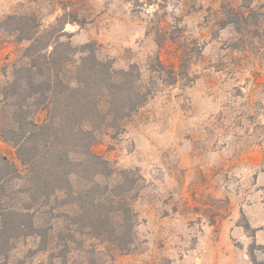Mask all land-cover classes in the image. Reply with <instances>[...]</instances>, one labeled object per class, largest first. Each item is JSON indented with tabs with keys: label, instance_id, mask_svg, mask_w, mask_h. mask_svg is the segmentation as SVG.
<instances>
[{
	"label": "rangeland",
	"instance_id": "1",
	"mask_svg": "<svg viewBox=\"0 0 264 264\" xmlns=\"http://www.w3.org/2000/svg\"><path fill=\"white\" fill-rule=\"evenodd\" d=\"M58 41L136 66L149 93L94 145L116 172L103 185L135 184L133 242L93 235L59 200L38 233L0 229V264H264V0H0L1 101L28 48ZM0 153L23 169L3 135Z\"/></svg>",
	"mask_w": 264,
	"mask_h": 264
},
{
	"label": "trees",
	"instance_id": "2",
	"mask_svg": "<svg viewBox=\"0 0 264 264\" xmlns=\"http://www.w3.org/2000/svg\"><path fill=\"white\" fill-rule=\"evenodd\" d=\"M227 13L245 15L236 8ZM231 22L224 20L221 28ZM49 46L28 48V64L0 100V135L14 144L23 166L0 153V229L38 233L35 216L62 200L72 223L87 221L93 235L107 233L126 248L133 242L135 184L119 179L103 185L102 178L116 172L94 145L104 130L121 129L149 93L136 66L116 69L92 44L79 48L78 57L69 54L71 43L53 42L51 51Z\"/></svg>",
	"mask_w": 264,
	"mask_h": 264
},
{
	"label": "crops",
	"instance_id": "3",
	"mask_svg": "<svg viewBox=\"0 0 264 264\" xmlns=\"http://www.w3.org/2000/svg\"><path fill=\"white\" fill-rule=\"evenodd\" d=\"M222 248L223 247H221V251H224ZM236 264H249V262L242 258L241 260L237 261Z\"/></svg>",
	"mask_w": 264,
	"mask_h": 264
}]
</instances>
